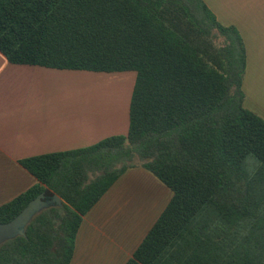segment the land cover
<instances>
[{"label":"trees","instance_id":"1","mask_svg":"<svg viewBox=\"0 0 264 264\" xmlns=\"http://www.w3.org/2000/svg\"><path fill=\"white\" fill-rule=\"evenodd\" d=\"M0 52L136 73L127 135L21 161L38 183L0 207V224L42 193L64 205L2 244L0 264H71L84 217L134 167L173 196L126 264H264V119L244 105L240 31L204 0H0Z\"/></svg>","mask_w":264,"mask_h":264},{"label":"crops","instance_id":"2","mask_svg":"<svg viewBox=\"0 0 264 264\" xmlns=\"http://www.w3.org/2000/svg\"><path fill=\"white\" fill-rule=\"evenodd\" d=\"M204 1L222 25L240 31L247 50L244 105L264 119V0ZM66 71L80 70L15 65L0 52V207L38 183L21 161L128 133L131 99L120 95L91 111L67 105L60 90L72 77ZM172 196L147 169H129L84 217L71 264H126Z\"/></svg>","mask_w":264,"mask_h":264},{"label":"rangeland","instance_id":"3","mask_svg":"<svg viewBox=\"0 0 264 264\" xmlns=\"http://www.w3.org/2000/svg\"><path fill=\"white\" fill-rule=\"evenodd\" d=\"M72 77L67 78V83L60 90L66 91V103L74 104L82 111H91L96 107H105L114 97H122V101L130 103L133 88L136 80L135 72H125L116 74L90 73L84 71H66ZM81 74V75H78ZM75 76V77H73ZM74 97L75 100H70ZM87 115L82 113L83 121ZM119 135H127L126 133ZM112 137V136H109ZM107 137V138H109ZM105 138V139H107ZM260 162L250 155L246 162V169L252 173Z\"/></svg>","mask_w":264,"mask_h":264},{"label":"water","instance_id":"4","mask_svg":"<svg viewBox=\"0 0 264 264\" xmlns=\"http://www.w3.org/2000/svg\"><path fill=\"white\" fill-rule=\"evenodd\" d=\"M63 205L64 201L57 194H40L12 221L0 224V246L19 236L25 237L27 226L43 210Z\"/></svg>","mask_w":264,"mask_h":264}]
</instances>
